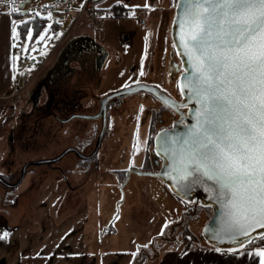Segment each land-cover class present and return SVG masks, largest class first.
Returning <instances> with one entry per match:
<instances>
[{
	"label": "rangeland",
	"instance_id": "rangeland-1",
	"mask_svg": "<svg viewBox=\"0 0 264 264\" xmlns=\"http://www.w3.org/2000/svg\"><path fill=\"white\" fill-rule=\"evenodd\" d=\"M82 1L0 2V54L2 50L5 53L8 47V53L11 48L15 58L11 89L13 94L10 99L13 101L14 117L11 124L24 120L23 114L31 106L30 99L25 96L27 85L28 94L36 84L38 76L35 74L43 59L59 40L68 39L79 29L71 27L72 17L64 12L65 7H77ZM153 2L156 6H152ZM175 2L176 0H92L95 6L107 12V17L96 30H87L82 26L80 28L101 44L113 46L116 53L108 57L102 66L99 72V77L103 74L100 85L97 87L94 79L84 81L86 83L83 86L88 91L100 94L143 83L178 96L179 74L175 73L172 78L170 76L172 51L173 57L175 56L170 38L173 16L164 37L159 25L148 30V25L140 24L134 15L138 8L134 6L140 4L148 5L147 10L152 8L162 13L169 6L174 11ZM116 6H124L125 13L116 16ZM40 20L42 23H39ZM24 21L28 23L25 24ZM14 26L19 33L17 40L12 39ZM29 29L32 30L31 40L26 36ZM40 35H45L43 41L39 39ZM126 35L130 36V43L126 42ZM24 96L25 102L21 106ZM15 97H19L20 101H15ZM43 99L44 96L41 102ZM153 107H156V102L148 94L141 91L133 93L111 109L108 128L100 150L93 159L80 162L69 154L61 159V164H70L66 176L77 187L66 197L64 188L57 189L54 182L43 179L40 202H31L19 229L21 236L25 233L23 236L29 240H19L18 246L13 248L2 247L0 253L6 249L8 259V263L4 264H25L27 259L24 256L33 258L34 255L42 254V251L63 253L67 264H82L81 247L74 246L71 249L69 243H64L66 238L70 235L72 238L76 234L80 237L84 235L86 239L93 236L95 258L104 261L108 258L105 262L109 264H113L112 260L117 257V253L123 254L120 257L123 260L119 264H153L155 261L152 258L169 247L207 244L201 235V227L209 218L211 207L194 206L179 199L161 179L147 174L130 172L127 182L120 190V182L127 171H154L148 158L153 153L151 134L161 128L162 124L155 122L154 114L152 118L149 113ZM31 119L25 117V120ZM46 122L54 124L52 119L47 118ZM97 126V122H94L87 128L89 131L93 127L94 131L86 132L88 138L92 139L91 145L96 137ZM4 129L8 128L0 126L1 132ZM43 141L46 144H43L37 154L55 151L56 143L49 142L47 135L43 136ZM1 142L3 141H0V154L4 157L6 153L2 154L4 144ZM65 142L62 139V143ZM9 154L8 159H12L14 165L26 157H38L34 155L36 152L23 151L17 146L13 150L9 149ZM28 175L20 186L15 187V193H21L28 186ZM165 224L167 227H164ZM162 228L163 235L160 234ZM32 232L35 234L30 235ZM75 249L76 255H79L76 256L74 252L73 257ZM105 249L110 250V253L105 252ZM100 251L104 254H98ZM69 258L72 263L68 261ZM43 260L45 262V258Z\"/></svg>",
	"mask_w": 264,
	"mask_h": 264
},
{
	"label": "snow or ice",
	"instance_id": "snow-or-ice-1",
	"mask_svg": "<svg viewBox=\"0 0 264 264\" xmlns=\"http://www.w3.org/2000/svg\"><path fill=\"white\" fill-rule=\"evenodd\" d=\"M175 7L188 65L178 87L199 107L185 133L159 137V153L171 162L170 178L216 186V237L235 241L264 228V0H176ZM26 36L32 39L31 29ZM249 254L264 264V249Z\"/></svg>",
	"mask_w": 264,
	"mask_h": 264
},
{
	"label": "flooded vegetation",
	"instance_id": "flooded-vegetation-1",
	"mask_svg": "<svg viewBox=\"0 0 264 264\" xmlns=\"http://www.w3.org/2000/svg\"><path fill=\"white\" fill-rule=\"evenodd\" d=\"M76 36L88 37L91 35L81 30L68 38L63 46L59 48L53 63L37 77L36 84L28 94V87L26 89L25 96L30 99L31 106L23 114L22 118L24 120L14 121L6 130V140L4 142L6 151L4 154L6 153V155L0 158V167L3 171L0 172V234L8 233L7 239L2 240L4 243H7L10 238L16 239L14 238L16 234L21 236L19 229L24 223L31 202L35 204L40 202V188L43 179L54 182L57 189L64 188L63 191L66 197L74 191L77 186L73 185V182L66 176V172L70 170V164H61V159L68 154L73 156L74 160L80 162L93 159L100 150L99 147L95 151V147L102 124H105V131L101 142L108 128L111 109L123 102L126 97L135 93L126 94V92H122L106 99L105 97L111 92L99 94L93 90L88 91L83 86L86 83L84 81L95 79L97 87L100 85L99 72L109 56V51L95 39L80 38L72 41V38ZM174 57L172 51L171 78L175 73L179 74L181 71L179 59L176 55ZM140 91L148 94L156 102V107L151 108L149 113L152 118L154 114L155 122L162 124L161 128L155 130L152 133L153 135L151 134L153 153L148 156L149 164L154 171H157L160 168L161 159L154 151L155 136L158 131L172 126L173 122L179 118L178 111L186 112L187 109L178 106L177 101L181 99L180 92L176 96L163 91V93H160L161 98L156 94L144 90ZM25 96L21 106L24 105ZM42 96H44V99L41 102ZM168 97L172 98L171 103L175 106L167 104L166 99ZM16 98L19 102L20 98L15 97V101ZM25 117L32 119L28 121L25 120ZM47 118L52 119L54 124L47 123ZM94 122H97L98 126L95 131V140L91 145L92 139L91 137L88 138L86 132L93 131V127L89 131L87 128L92 126ZM44 135H47L49 142L54 141L56 143L55 151L37 154L45 143L43 141ZM62 139H65L66 142L62 143ZM88 145H91L90 148H87ZM16 146L23 151L36 152L34 155H38V157L23 158L14 165L15 163L12 162V159H8V156L11 155L9 149L13 150ZM130 172H133V170L127 171L124 174V179L120 182L121 191ZM27 174H29L28 186L26 185L25 190L21 193H15V187L21 185ZM57 189L55 190L57 191ZM14 216L20 219L17 224L11 222ZM33 234L35 232L30 235Z\"/></svg>",
	"mask_w": 264,
	"mask_h": 264
},
{
	"label": "crops",
	"instance_id": "crops-1",
	"mask_svg": "<svg viewBox=\"0 0 264 264\" xmlns=\"http://www.w3.org/2000/svg\"><path fill=\"white\" fill-rule=\"evenodd\" d=\"M154 5L156 6V4L153 2L152 6ZM135 7H145V5L140 4L138 6H134V8ZM118 10H119L118 16L125 13L124 6H116V11ZM173 14H174V11L172 9V6L166 7L164 9V12L162 13L159 10H154L152 8L148 9L146 22L144 25H148L147 26L148 30H153L159 25L165 37L167 28L169 26V23H170V20ZM121 19L122 18H120V20ZM72 28H77V27H72ZM81 30L82 29L79 28L77 31H74L70 37L74 36ZM91 37L93 36L91 35ZM93 39L95 38L93 37ZM67 40L68 39H64V40L61 39L58 41V43H56V45L53 47V49L48 54V56L43 59V62L41 66L39 67V70L36 72L35 76H40L42 72H44L53 63V61L56 58L59 48L63 46V44ZM126 42L130 43L129 35H127L126 37ZM104 46L109 51L108 57L116 53V51H114L113 46H109V45L108 46L104 45ZM13 58L14 57H13L11 48L9 49V53H8V47H6L5 53L3 52V50L1 51V54H0V126L4 128H9L11 126L10 121H12L14 117L13 101L10 100L13 94V92H11L12 78H13V73H14V59ZM102 77H103V74L101 78ZM5 130L6 129H4L3 132L0 131V141L1 140L3 141L1 142L2 144H4V140L6 138ZM4 152H5V147H4V151L2 152L3 155H4ZM0 157H1V154H0ZM11 222L12 224H17V222H20V219H18L17 216L16 217L14 216L11 219ZM71 236L72 235L66 238L64 240V243H69L71 249L74 246L81 247V250L83 251V252H80V255L83 261L82 264H109L105 262L106 260H108V258L105 261L102 260L101 258H95V239L93 236H91L90 239L84 238V235L80 237L79 235L76 234L72 238ZM16 237L17 235H15V238ZM25 239L29 240L24 236L18 237L16 239L10 238L7 243H4L2 240H0V249L4 246L6 247L10 246L12 248L16 247L18 246L17 241L19 240L23 241ZM238 249L240 250L239 252H232L229 250L217 251L216 248L211 247L207 244H201L198 246H188V247H183V248L179 246H172V247L167 248L163 253L157 254L154 259L152 258V260L155 261L153 264H260L261 257H258V256L254 257L250 255L249 253L264 249V247L257 246V245H251V246H243ZM5 250L6 249L2 250L0 253V264H4L6 262L8 263V259H6L7 254L5 253L6 252ZM104 251L105 252L107 251L108 253H110V250L108 249H105ZM74 252L76 255L77 249L73 251L72 255L74 254ZM102 253L103 252L100 251L98 254L103 255L104 253L103 254ZM51 256H52V259H51ZM116 256L117 257H115V259L112 260L113 264H119L120 260H123V259H120V257L123 256V254L117 253ZM69 257H71V255H69ZM24 258L27 259V260L24 259L25 261H27V262H24L25 264H67L68 263L67 260L64 258L63 253H60V252L53 253L49 251L48 252L42 251V254L34 255L33 256L34 259L32 257L26 258V256H24ZM44 258H45V262L43 260ZM46 258H47V261H46ZM152 260L151 262H153ZM68 261L70 262L71 258H69Z\"/></svg>",
	"mask_w": 264,
	"mask_h": 264
},
{
	"label": "water",
	"instance_id": "water-1",
	"mask_svg": "<svg viewBox=\"0 0 264 264\" xmlns=\"http://www.w3.org/2000/svg\"><path fill=\"white\" fill-rule=\"evenodd\" d=\"M93 1L98 2L99 0H93ZM118 14H119V10L116 11V15ZM178 16H179V9L174 6V15H173V18L171 21V27H170V38L172 42V48L174 50L175 55L179 59L180 68H181V71L177 79V86L179 83H182L184 69L188 67L187 62H186L187 58L182 55L183 49L180 47V44H179V28L175 23V21L178 19ZM80 38L82 39L87 38V39L94 40L93 37L91 36H88V37L76 36L72 38V41L76 39H80ZM174 45L176 46L174 47ZM104 57H103V60H104ZM142 86H145V87H142ZM178 89L181 95L180 101H177L178 106H180L181 108L185 107L187 110L186 112L178 111L179 118L173 122L172 126L170 128H166V129L158 131L155 136L154 151L161 159L159 170L157 171L133 170V172L137 174L152 175V176H155L161 179L174 195H176L179 199L187 203H194V204H199L202 206L211 207L212 212L209 218L207 219V221L201 227V235L204 241L209 246L214 247L219 250H230V249L241 248L242 247L241 245L245 246L249 243L250 240L252 241L253 239L257 237H260V235L264 233V228H257L255 230H251L249 236H239L237 237L235 241L230 240L227 237H225L223 240L218 239L216 237V231L218 230L220 222H221L220 221L221 206L217 202V199L215 198V187L216 186L211 181H205L204 183L193 184L191 187H187L186 186L188 183L187 181L181 183V182H177L174 176L173 178H170L168 175V166L170 165L171 162L168 158L162 156L159 153V143H160L159 137L165 131H167L170 136L176 137V136H179L185 133L188 130V127L196 123L195 111L199 107V105L195 103L194 101L190 100L186 92L182 93L179 87ZM140 90L142 91L144 90V91L156 94L157 96L162 98V95L160 94V93H163L162 90H160L159 88L153 85L143 84V83H137V84L127 86L122 89H118L108 94L105 98L107 99L111 96L117 95L122 92H126V94H128V93L138 92ZM156 91H159V92H156ZM171 99L172 98L168 97V99H166L167 101L166 100L165 101L170 106H175V105H172ZM104 131H105V124H102L101 130L98 136V140L96 143L95 151H97L101 145V138L104 134ZM121 189H122V186H121Z\"/></svg>",
	"mask_w": 264,
	"mask_h": 264
},
{
	"label": "built area",
	"instance_id": "built-area-1",
	"mask_svg": "<svg viewBox=\"0 0 264 264\" xmlns=\"http://www.w3.org/2000/svg\"><path fill=\"white\" fill-rule=\"evenodd\" d=\"M64 12L72 17L71 27L80 28L82 26L87 30L98 29L101 21L107 17V12L95 6L92 0H83L77 7H65ZM146 14L147 10L144 7H138L134 15L140 24H145ZM39 23H42V20Z\"/></svg>",
	"mask_w": 264,
	"mask_h": 264
},
{
	"label": "trees",
	"instance_id": "trees-1",
	"mask_svg": "<svg viewBox=\"0 0 264 264\" xmlns=\"http://www.w3.org/2000/svg\"><path fill=\"white\" fill-rule=\"evenodd\" d=\"M24 25H22L23 27ZM251 245H257V246H262L264 247V240L260 239V237H257L255 239L252 240L251 243H248L247 245L245 246H251Z\"/></svg>",
	"mask_w": 264,
	"mask_h": 264
}]
</instances>
